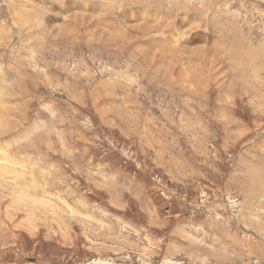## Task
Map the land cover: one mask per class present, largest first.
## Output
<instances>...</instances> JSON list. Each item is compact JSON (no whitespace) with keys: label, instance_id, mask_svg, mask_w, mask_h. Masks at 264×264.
I'll return each instance as SVG.
<instances>
[{"label":"rangeland","instance_id":"obj_1","mask_svg":"<svg viewBox=\"0 0 264 264\" xmlns=\"http://www.w3.org/2000/svg\"><path fill=\"white\" fill-rule=\"evenodd\" d=\"M0 264H264V0H0Z\"/></svg>","mask_w":264,"mask_h":264},{"label":"bare ground","instance_id":"obj_2","mask_svg":"<svg viewBox=\"0 0 264 264\" xmlns=\"http://www.w3.org/2000/svg\"><path fill=\"white\" fill-rule=\"evenodd\" d=\"M96 3V2H95ZM93 4V3H92ZM105 4V3H104ZM108 4V3H107ZM104 6H106V4L104 5ZM110 6V5H109ZM62 12V11H61ZM94 13H95V10L93 11ZM96 12H97V10H96ZM97 15V14H96ZM135 23V22H134ZM133 23V24H134ZM37 25V24H36ZM91 30V29H90ZM114 30H116V29H114ZM111 31V30H110ZM113 31V30H112ZM49 32V31H48ZM118 32V31H117ZM112 36V35H111ZM104 37V36H103ZM127 37V36H126ZM117 41V40H116ZM137 48V47H136ZM218 50H220L221 51V47H218L217 48ZM137 50H138V48H137ZM146 50H148V48H145L143 51L145 52ZM121 51V50H120ZM143 52V53H144ZM137 53V52H136ZM142 53V54H143ZM139 54V53H138ZM130 56V55H129ZM142 56H145V58L148 56V51H147V53H145L144 55H142ZM158 65V64H157ZM167 65V64H166ZM161 67H162V65L160 66V65H158V66H155V71L154 72H156L155 74H157L158 75V71H160V69H161ZM101 78V77H100ZM106 78V77H105ZM262 83V82H261ZM260 84V83H259ZM72 99V98H71ZM260 106V105H259ZM114 107V106H113ZM120 117V116H119ZM14 164V163H13ZM5 167H7V166H5ZM10 167V166H9ZM10 169V168H9ZM12 170V169H11ZM10 170V171H11ZM15 170V169H14ZM13 170V171H14ZM18 175V174H17Z\"/></svg>","mask_w":264,"mask_h":264}]
</instances>
